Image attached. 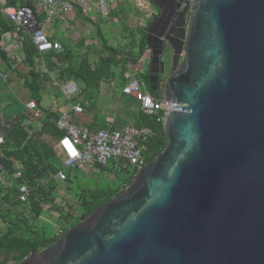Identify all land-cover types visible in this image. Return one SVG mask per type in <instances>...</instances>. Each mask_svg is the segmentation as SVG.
I'll return each instance as SVG.
<instances>
[{
	"label": "water",
	"instance_id": "1",
	"mask_svg": "<svg viewBox=\"0 0 264 264\" xmlns=\"http://www.w3.org/2000/svg\"><path fill=\"white\" fill-rule=\"evenodd\" d=\"M163 149L15 264H264V0H152ZM166 66V67H165Z\"/></svg>",
	"mask_w": 264,
	"mask_h": 264
},
{
	"label": "trees",
	"instance_id": "2",
	"mask_svg": "<svg viewBox=\"0 0 264 264\" xmlns=\"http://www.w3.org/2000/svg\"><path fill=\"white\" fill-rule=\"evenodd\" d=\"M148 1L153 6L152 0ZM5 3L10 6L24 5L31 7L37 24L45 17L42 7L37 3L33 4L28 0H5ZM38 7L41 10L37 13L36 8ZM154 16L146 20V23L140 29H137L138 36L132 32L131 39L124 47L104 46L95 63L85 61L77 68L68 65L60 73H68L71 78L79 80L85 87H97L98 83L108 77L115 69L119 68V70L125 71L127 63L135 62L146 49L144 33L147 24ZM12 28H15V26L0 14V41L1 34ZM133 47L137 48L135 53ZM22 52L24 59L32 68L33 59L39 53L32 45L29 35L23 36ZM49 52L60 60L59 53ZM0 59L7 66L12 63L11 59L5 56L1 47ZM138 77L144 83L149 95L154 98H159L162 95V79L158 82L160 90L153 91L147 82L146 68L138 73ZM22 82L23 86L30 91L31 98L38 103L40 99L38 94L40 74L31 69L23 77ZM41 112L45 113V118L39 130H33L30 124L22 123L23 121H29V115L26 112L19 117V121L14 122L2 133L0 164L8 166L13 161L18 162L21 165L22 173L21 177L16 180L17 184L25 183L30 188V193L26 203H19L13 200L10 195V193L14 194L15 190L8 193L0 191V194H2L0 197V224L2 225L0 227V264H15L28 256L31 251H39L55 242L69 227L79 221L80 215H89L102 203L117 195L129 183H118L115 186L105 185L104 187L82 184L77 182L78 175L82 173L78 168L67 170L63 182L50 179V173L55 172L58 167V159L52 145L59 138L61 132L54 123L57 117L56 113L43 110ZM133 125L135 127H147L150 130L149 136L139 142L142 155L145 161L149 162L165 146L166 141L162 124L140 110L135 116ZM98 169L101 170V166ZM40 180H43L42 183L39 182ZM60 188L68 193L72 201L63 206L60 204L55 206L54 202L58 196L54 194V191ZM42 202L48 204L46 209L42 208ZM49 208L50 211L51 208L56 211L54 219L57 222V227L52 223L54 229H51V231L46 230L47 223L51 224L49 219H40L46 215ZM27 213L31 215L30 221L26 217Z\"/></svg>",
	"mask_w": 264,
	"mask_h": 264
},
{
	"label": "crops",
	"instance_id": "3",
	"mask_svg": "<svg viewBox=\"0 0 264 264\" xmlns=\"http://www.w3.org/2000/svg\"><path fill=\"white\" fill-rule=\"evenodd\" d=\"M28 1L35 4L33 0ZM145 1L155 10L148 0ZM40 10L39 7L36 8L37 13ZM137 11L141 12V15L136 14ZM138 15H140L139 18ZM146 20L144 12L135 5L134 0H110L104 14H101L99 10L87 14L74 5L69 13L56 15L52 20H47L45 16L38 22V27L50 40L61 44V51H52L60 54V60L52 56L50 52L39 53L33 59L32 68L24 59L22 52L23 32L15 28L4 31L1 34L0 47L12 63L7 66L0 59V136L2 137L5 129L19 121V117L26 112L29 115V121L22 123H28L33 130H39L45 118L42 110L54 112L57 117L61 112L67 111L70 122L79 129L121 130L126 125H133L136 115L130 116L127 108L133 99L122 92L130 75L134 73L128 67L125 71L115 69L108 77L100 81L97 87H85L79 80L71 78L68 73L60 72L68 65L77 68L85 61L95 63L104 46L124 47L131 39L132 32L138 36L137 29H140ZM131 21L134 23H130ZM136 49L133 47L134 53ZM145 51L146 49L143 54ZM31 69L40 74L38 103L31 98L30 91L23 86L22 82L23 77ZM65 83H73L75 86L69 98H66L61 90V86ZM88 89H95V91L87 96ZM28 100L35 102L42 115L41 119L32 118L31 111L25 108V102ZM75 104L81 105V113L72 112L71 108ZM57 159L59 166L60 159L58 157Z\"/></svg>",
	"mask_w": 264,
	"mask_h": 264
},
{
	"label": "built area",
	"instance_id": "4",
	"mask_svg": "<svg viewBox=\"0 0 264 264\" xmlns=\"http://www.w3.org/2000/svg\"><path fill=\"white\" fill-rule=\"evenodd\" d=\"M42 7L46 19L52 20L56 15H65L73 10L77 5L83 12L90 14L91 11L99 10L101 14L106 12L107 3L110 0H33ZM135 5L144 12V17L156 15V10L152 9L145 0H134ZM0 14L20 30L24 35H29L30 41L38 53L59 52L62 47L57 41L50 40L47 35L38 27L34 13L29 6L6 5L5 0H0ZM148 64L147 50L135 62H129L127 67L134 73L141 72ZM75 86L73 83H65L61 90L66 98H69ZM122 92L132 97L139 106V109L146 115L155 118L156 122L163 121L167 115L164 111H171V102L164 100L162 95L154 98L148 94L144 83L135 77H130L124 85ZM25 108L31 111L32 118L41 119L42 115L38 111L33 100L25 102ZM72 112L79 114L82 111L80 104L72 106ZM69 113L61 112L55 119L56 128L61 132L56 145L53 147L55 155L60 159V164L55 172L50 173L49 178L57 182H62L66 177V170L78 168L95 171L98 167L105 166L109 161L118 163L119 166L126 165L129 181L137 176L139 170L147 163L142 155L139 145L140 140H145L150 134L147 127H135L126 125L121 130L99 129L87 130L79 129L70 122ZM2 137L0 136V144ZM21 165L13 161L10 165L0 164V191L10 193L12 199L19 203H26L30 193V188L25 183H18L21 177ZM43 180L39 182L42 183ZM2 194H0L1 197ZM46 209L48 204L41 203Z\"/></svg>",
	"mask_w": 264,
	"mask_h": 264
},
{
	"label": "rangeland",
	"instance_id": "5",
	"mask_svg": "<svg viewBox=\"0 0 264 264\" xmlns=\"http://www.w3.org/2000/svg\"><path fill=\"white\" fill-rule=\"evenodd\" d=\"M136 14L141 15V12L137 11ZM150 18L151 17L149 16L146 19L148 20ZM130 20H132V18H130ZM130 76L135 77L139 80L137 73H133ZM94 91L95 89H88L87 96L92 95ZM127 108L129 110L130 116L137 115L140 111L138 103L134 99L131 100V102L127 105ZM124 169L127 170L126 165H123L120 167L117 162L114 163L112 161H109L105 166L101 167V170H98V171L95 170L93 172L92 171H82L84 174L81 173V175L80 174L78 175L77 182L82 183V184H89L90 186H97V187H104L105 185L115 186L118 183L124 184V182L125 183L130 182L128 172ZM54 194L58 196V198H56L54 202L55 206H58V204L63 206L64 204H68L69 202L72 201L68 193L62 188L58 189L57 191H54ZM55 215H56V211L54 210V208H51V211L49 208V210H47L46 212V215L40 218L41 220H43V218L49 219V223L51 224L47 223L46 230L51 231V229H54V226L57 227V222L54 219ZM26 217L28 221H30L29 219L31 218V215L29 213H27ZM52 223L54 224V226ZM1 226L2 225L0 224V227Z\"/></svg>",
	"mask_w": 264,
	"mask_h": 264
},
{
	"label": "flooded vegetation",
	"instance_id": "6",
	"mask_svg": "<svg viewBox=\"0 0 264 264\" xmlns=\"http://www.w3.org/2000/svg\"><path fill=\"white\" fill-rule=\"evenodd\" d=\"M166 67V66H165ZM164 73H165V75L166 76H161V78H163V80H162V86H163V84H164V82H165V80H166V78H167V74H168V71L165 69V71H164ZM160 81V80H159ZM160 89L157 87V90H155V91H159ZM154 91V90H153ZM124 170H126V169H124Z\"/></svg>",
	"mask_w": 264,
	"mask_h": 264
}]
</instances>
